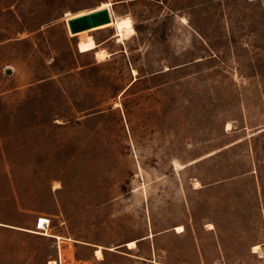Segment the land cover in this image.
Wrapping results in <instances>:
<instances>
[{
    "label": "rangeland",
    "instance_id": "374dc122",
    "mask_svg": "<svg viewBox=\"0 0 264 264\" xmlns=\"http://www.w3.org/2000/svg\"><path fill=\"white\" fill-rule=\"evenodd\" d=\"M52 260L264 264V0H0V264Z\"/></svg>",
    "mask_w": 264,
    "mask_h": 264
},
{
    "label": "bare ground",
    "instance_id": "6f19581e",
    "mask_svg": "<svg viewBox=\"0 0 264 264\" xmlns=\"http://www.w3.org/2000/svg\"><path fill=\"white\" fill-rule=\"evenodd\" d=\"M112 3L110 1L108 2H104L101 6L102 9H109L111 16L112 14ZM115 19V24L117 26V28L119 29L121 34H125L126 36H129V32L128 30L134 27L133 24V20L131 17L129 16H125V17H118V16H114ZM211 227H213V225L211 224ZM178 230H183L184 226L183 225H179ZM136 245V241H131L129 242L128 246L129 248H133ZM259 245L256 244L255 248H258ZM96 255L98 257V259L102 260L105 258L104 256V252H103V246H100L97 250H96ZM50 264H57V262L55 260L50 261Z\"/></svg>",
    "mask_w": 264,
    "mask_h": 264
},
{
    "label": "water",
    "instance_id": "95a60500",
    "mask_svg": "<svg viewBox=\"0 0 264 264\" xmlns=\"http://www.w3.org/2000/svg\"><path fill=\"white\" fill-rule=\"evenodd\" d=\"M111 19L112 17L109 9H101L98 10L96 13L74 19L72 21V24L75 30H82L109 22ZM41 224L46 226L47 220L42 219Z\"/></svg>",
    "mask_w": 264,
    "mask_h": 264
},
{
    "label": "built area",
    "instance_id": "2783aa9c",
    "mask_svg": "<svg viewBox=\"0 0 264 264\" xmlns=\"http://www.w3.org/2000/svg\"><path fill=\"white\" fill-rule=\"evenodd\" d=\"M48 222H50V221L48 220Z\"/></svg>",
    "mask_w": 264,
    "mask_h": 264
}]
</instances>
